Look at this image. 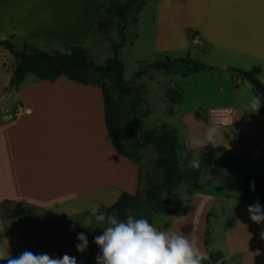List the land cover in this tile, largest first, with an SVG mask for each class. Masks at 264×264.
<instances>
[{"label": "crops", "instance_id": "obj_1", "mask_svg": "<svg viewBox=\"0 0 264 264\" xmlns=\"http://www.w3.org/2000/svg\"><path fill=\"white\" fill-rule=\"evenodd\" d=\"M105 3L106 0H0V39L14 37L83 46L82 41L98 25ZM157 11L161 43L163 38L181 43L187 53L190 36L191 45L199 46L208 55L221 54L224 61L239 60L241 70L260 67L264 73V0H160ZM89 17L94 21L90 30ZM73 21L86 24L74 30ZM6 63L14 74L15 58L0 46V206L36 210L37 220H44L46 213L62 215L81 232L101 235L102 229L94 226L91 207L99 205L100 211L123 219L125 208L134 211L139 206L134 196L149 187L142 188L141 162L124 157L112 144L101 89L73 82L66 76L55 82L38 80L24 85V81L18 89L11 88L13 74L3 73V69L7 71ZM227 65L230 64L224 67L232 68ZM6 88L8 91L4 92ZM10 94H14L19 105L14 106L15 101L6 105ZM245 104L238 110L236 129L256 145L253 154L260 159L264 149V112H247ZM14 107L31 112L16 115L10 109ZM234 130L230 142L235 144ZM150 148L141 151L142 161ZM213 201V197H201L190 205L184 218L189 219L191 214L193 219L203 218V214L207 218ZM247 209H236L243 215L242 219L234 218V223L245 220V227L253 224L257 228L253 243L257 246L246 247L241 236H234L232 245L236 249L229 254L219 251L226 264H235V257L239 264H248L246 257L253 253L256 264H264L260 225L250 219ZM220 214V222L228 220L223 209ZM10 226L7 220H0V240L7 238L12 256L25 250L42 253L34 238H11L6 233ZM93 252H100L99 247ZM97 255L89 256L87 251L71 254L78 264H97ZM241 255L245 257L238 258ZM204 256L209 261L210 255Z\"/></svg>", "mask_w": 264, "mask_h": 264}, {"label": "rangeland", "instance_id": "obj_2", "mask_svg": "<svg viewBox=\"0 0 264 264\" xmlns=\"http://www.w3.org/2000/svg\"><path fill=\"white\" fill-rule=\"evenodd\" d=\"M127 1L106 0L105 7L112 4L123 5ZM138 1L140 4L143 0ZM159 2L160 0H145L142 9L139 11L135 9L129 14L125 31L126 43L117 55L124 64L125 81L138 89L143 98L142 103L135 107L141 135L164 124L174 127L178 131L180 142L183 145L181 167L182 169H188L186 161L191 158L192 152L184 147L183 139L188 135L203 134L208 122V109H230L234 113V121L232 125L222 127L224 138L218 141L216 147L208 146L201 153V160L222 163L223 174L214 173L211 165H209L205 168L202 174L203 178L201 176L198 185L183 184L176 191L177 202L182 207H187V211L190 205L197 203L201 197H213L214 201L208 217L205 218L206 215L203 214L204 219L199 216L193 219L194 215L191 214L189 219H185L184 215H180V219L176 220L173 219L174 216L170 217L162 214L155 216L154 222L165 228L171 226L177 232L181 231L184 234H190L196 228L200 239L199 247L205 255L215 254L219 251L229 254L230 251L236 249L233 247L232 242L234 236H241L242 243H247L246 247L255 248L257 245L253 242L255 241L254 236L257 234V228L255 229L253 224H248L245 227V220L239 222L240 224L234 223V218L242 219L243 215V212L240 213L236 210L242 205L237 202L238 180L234 170L245 165L264 171V149L260 159H256L253 154L256 145L245 139L243 133L236 129L237 122L235 123L238 110L244 102L247 103L249 96L253 94V87L233 71V69H242L238 67L239 60L224 61L221 59V54L217 56L208 55L199 46L191 45L190 36L187 39L189 45V47H186L189 48L187 53L183 51L184 45H181V43L180 45L174 44L167 38H163L161 43L157 11ZM102 14H104V10ZM118 20L119 18L115 16V22H118ZM93 22L89 17L87 23L89 30L93 26ZM84 24L86 23L73 21L72 28L77 30ZM121 40L117 24L110 28L107 36L100 33L98 25H96L92 29V34L88 39L82 41L84 45L80 47L88 51L91 62L96 65H105L107 60L116 57V53L112 48L113 43H120ZM12 41L19 48H22L28 42L29 46L50 53L55 51L66 52L69 45L63 44L61 41L50 42L47 40L29 42L26 39H13ZM187 57L211 67L215 66L214 70L193 73L188 72L182 65L175 68L173 72L150 68L156 60ZM6 64L7 71L3 69V73L10 72L13 74L9 63ZM226 64H230L227 66H232V68L224 67ZM95 79L100 80L102 77L96 74ZM38 80L40 79L35 75L28 74L24 80V85ZM106 82L112 90L115 100L121 106L130 109L134 96L121 97L116 86L109 80H106ZM17 100L14 94H10L6 105L15 101L14 106H17L19 105ZM10 109L14 113L16 108ZM129 121H131V118H129ZM233 129H235L233 136L237 141L235 144L230 142V134ZM230 145H232L231 149L228 148ZM186 151L187 156L183 155ZM157 156L155 148L151 146L145 153V161H141L142 188L162 180V171L154 167ZM149 177H152V179ZM144 191L142 192L144 193ZM144 207L141 209V213L145 212ZM11 209L20 216L19 219L10 218L9 211ZM222 209L224 210V217L228 219L224 222H220ZM37 213L36 210L21 209V207L15 205L0 206V220H7L10 223L11 226L6 233L11 238L15 240L19 237L26 240L34 238L38 250L52 257H61L64 254L71 256L72 253L78 251L76 244L79 242L77 234L81 233L79 228L64 216L53 213H46L44 220H37V218H34ZM207 231L209 233L208 246L205 244ZM85 235L89 242L86 250L88 255L99 254V252H93V248L97 247L94 241V237L97 235ZM30 243H33L32 240H30ZM23 247L25 249L29 248L27 244H23ZM255 254L246 257L248 264H256ZM242 257H245V255L238 258L241 259ZM236 259V257L233 258L235 264H239ZM203 262H206V260Z\"/></svg>", "mask_w": 264, "mask_h": 264}, {"label": "trees", "instance_id": "obj_3", "mask_svg": "<svg viewBox=\"0 0 264 264\" xmlns=\"http://www.w3.org/2000/svg\"><path fill=\"white\" fill-rule=\"evenodd\" d=\"M138 0H128L123 5L112 4L104 8V14L98 21V31L107 36L110 28L117 24L119 27L121 42L113 43L112 48L116 57L106 61L105 65H96L89 60L88 51L80 46L68 45L66 52L55 51L46 52L35 47L24 44L22 48L13 42L12 39L1 40L0 46L7 49L15 58L14 74L10 81V87L16 89L24 82L28 74L35 75L40 80H50L55 82L62 76H66L71 81L99 87L102 91L105 107V121L112 144L121 155L139 163L143 160L141 151L147 146H153L157 152V159L154 167L161 170L163 177L159 183L151 184L144 193L139 191L134 198L139 202V206L133 211L137 218L144 217L150 222H154L157 215L166 214L168 216L185 215L187 207H182L176 200V191L179 186L187 184L196 186L200 183L201 176L205 168L211 165L213 172L223 174L222 163L217 161L202 160L199 169H182L183 145L180 142L178 131L164 124L157 129L148 130L144 135L140 133V125L137 121L135 107L142 103L143 98L140 91L132 87L124 79V64L118 58L119 50L126 43L125 31L127 29L128 16L133 10L139 11L144 5ZM115 16L119 18L115 22ZM182 65L188 72L202 73L214 70V67L205 65L189 57L181 59L156 60L150 68L173 72L175 68ZM237 75L248 81L253 87V94H264V85L256 79L257 74H261L260 67H255L250 71L233 69ZM96 74L102 79H95ZM106 80L116 86L117 91L123 96H131L132 107L126 109L114 98ZM9 87V88H10ZM8 91V88L5 92ZM264 112V106L260 109ZM131 118V121H129ZM238 180L237 202L245 207L255 204L257 201L264 206V171L256 170L249 166L242 165L234 170ZM254 182V186L252 184ZM144 207V213L141 209ZM10 217L20 218L9 211ZM205 244H209V233H206ZM224 254L217 252L210 255V262L203 264H226ZM223 261V262H222ZM222 262V263H220Z\"/></svg>", "mask_w": 264, "mask_h": 264}, {"label": "clouds", "instance_id": "obj_4", "mask_svg": "<svg viewBox=\"0 0 264 264\" xmlns=\"http://www.w3.org/2000/svg\"><path fill=\"white\" fill-rule=\"evenodd\" d=\"M256 79L264 85V73L257 74ZM262 106L264 94L259 93L250 95L244 105L247 112L253 113H258ZM222 111L208 109V122L203 134L184 137V147L192 152L186 161L187 168L199 169L201 153L208 146L216 147L224 138V118L218 114ZM183 155L187 156V151ZM252 184L254 186V182ZM247 210L254 223L264 224V206L259 201L249 205ZM90 213L94 217V226L102 229V234L94 237L100 249L96 256L97 264H203L205 256L199 247L196 228L190 234L177 232L171 226L165 228L147 218H137L131 207L125 208L123 219L100 211L99 205L92 206ZM261 238H264V232H261ZM77 240L76 248L83 254L89 244L87 236L83 232L78 233ZM0 261H6V264H78L77 258L68 254L52 257L47 253L25 250L18 256H12L7 238L0 240Z\"/></svg>", "mask_w": 264, "mask_h": 264}, {"label": "built area", "instance_id": "obj_5", "mask_svg": "<svg viewBox=\"0 0 264 264\" xmlns=\"http://www.w3.org/2000/svg\"><path fill=\"white\" fill-rule=\"evenodd\" d=\"M224 111L218 113L220 116H222L224 118V124L223 126H230L233 124V121H234V113L232 110L230 109H222ZM31 111L30 109H26L24 107H18L16 108V115H19V114H29ZM213 115H217V113H213ZM259 230H260V233L261 232H264V224H260L259 226Z\"/></svg>", "mask_w": 264, "mask_h": 264}, {"label": "bare ground", "instance_id": "obj_6", "mask_svg": "<svg viewBox=\"0 0 264 264\" xmlns=\"http://www.w3.org/2000/svg\"><path fill=\"white\" fill-rule=\"evenodd\" d=\"M261 234V233H260Z\"/></svg>", "mask_w": 264, "mask_h": 264}]
</instances>
